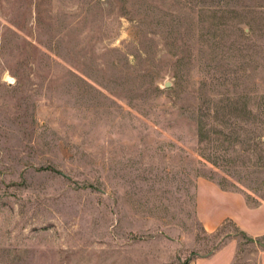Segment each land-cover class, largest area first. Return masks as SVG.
<instances>
[{"label": "rangeland", "instance_id": "1", "mask_svg": "<svg viewBox=\"0 0 264 264\" xmlns=\"http://www.w3.org/2000/svg\"><path fill=\"white\" fill-rule=\"evenodd\" d=\"M200 181L264 201V0H0V264L264 262Z\"/></svg>", "mask_w": 264, "mask_h": 264}, {"label": "crops", "instance_id": "2", "mask_svg": "<svg viewBox=\"0 0 264 264\" xmlns=\"http://www.w3.org/2000/svg\"><path fill=\"white\" fill-rule=\"evenodd\" d=\"M196 213L202 228L207 233L215 232L228 221L249 238L264 236L261 215L264 213V201L257 206H248L242 194L223 191L210 182L197 183ZM227 244L215 254V258L226 252L231 254L235 252L236 241H229ZM203 261L205 260H197L194 264H203ZM259 264L264 262L259 260Z\"/></svg>", "mask_w": 264, "mask_h": 264}]
</instances>
